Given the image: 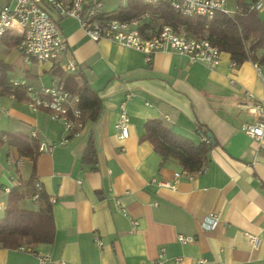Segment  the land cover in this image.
<instances>
[{"label":"crops","instance_id":"crops-1","mask_svg":"<svg viewBox=\"0 0 264 264\" xmlns=\"http://www.w3.org/2000/svg\"><path fill=\"white\" fill-rule=\"evenodd\" d=\"M93 1L103 13L120 3L86 0ZM259 14L264 17V11ZM52 15L75 64L77 85L86 81L100 104L72 133L47 110L30 106L22 88L16 87L26 97L18 99L0 85V217L11 188L24 193L20 208L38 209V198L29 194L35 188L48 196L54 225L49 243L0 246V264H39L44 254L45 264H264V145L242 129L258 116L248 105L264 97L253 61L231 66L230 54L222 51L211 68L174 50L146 59L133 47L90 39L73 18ZM13 38L7 33L0 44L5 84L14 88L16 79L48 85L62 78L59 61L25 62ZM126 93L129 134L119 139L115 122ZM149 119L162 120L194 143L202 141L198 125L211 132L204 169L190 172L175 158L163 159L142 138ZM32 130L36 138L29 135ZM8 133L29 136L33 154H20L7 142ZM40 142L53 147L38 151ZM89 143L94 161L83 159ZM209 212L219 217L213 229L201 226ZM247 232L261 237L259 248H252ZM178 234L192 240L181 242Z\"/></svg>","mask_w":264,"mask_h":264},{"label":"built area","instance_id":"built-area-1","mask_svg":"<svg viewBox=\"0 0 264 264\" xmlns=\"http://www.w3.org/2000/svg\"><path fill=\"white\" fill-rule=\"evenodd\" d=\"M154 2L156 0H143ZM249 9L257 12L264 11V0H245ZM168 4L179 14L186 16H204L210 19L215 12H222L228 16L241 9L242 4L234 0L232 9L227 8V0H167ZM125 0H120L123 5ZM70 17L75 19L83 32L92 40L106 38L116 41L122 45L133 47L145 53L146 59L156 51L174 50L185 55L189 62H201L214 68L220 61L221 50L212 44L205 36L192 35L185 30H175L168 24H163L155 32L147 34L138 28L139 20H122L110 17L103 13L99 2L87 3L86 0H15L13 4L0 5V44L7 33L17 37V47L25 62L37 61H59L60 68L64 72L76 71L75 64L67 52V44L61 33L57 18ZM260 74L262 91H264V74L260 73V65L253 62ZM231 66L236 62L231 59ZM232 81V80H231ZM13 87L22 88L30 106L35 109H45L53 120L61 121L67 132H76L83 123L81 110L78 106L79 96L77 93L67 89L62 78L53 79L48 85H29L24 80H12ZM248 97L253 95L247 92ZM130 97L125 94L118 105V116L115 122L116 135L124 139L129 134V116L126 110V100ZM249 109L256 113L257 118L252 123H245L243 131L252 137L259 146L264 145V97L255 100ZM32 138H36L35 130L30 131ZM202 140H207L202 136ZM62 139L60 142H64ZM53 144L40 142L38 151H50ZM201 166L196 172L203 170ZM179 172H175L172 185L176 182ZM191 176V175H190ZM169 185L168 182H161ZM35 186H39L35 182ZM38 192L32 196L33 200L38 198ZM49 200V199H48ZM51 200V199H50ZM52 201V200H51ZM218 214L209 212L201 220V226L205 229H213L218 223ZM253 249L259 248L261 237L255 233H246ZM181 242L191 241V235L178 234ZM97 245L101 240L95 237ZM24 249V246H19ZM178 258H176L177 261ZM49 260L47 254L39 256V264H45ZM203 263V260H199Z\"/></svg>","mask_w":264,"mask_h":264},{"label":"trees","instance_id":"trees-1","mask_svg":"<svg viewBox=\"0 0 264 264\" xmlns=\"http://www.w3.org/2000/svg\"><path fill=\"white\" fill-rule=\"evenodd\" d=\"M235 1L242 4V7L232 17L222 12H215L210 19L200 15H182L174 11L167 0L154 2L126 0L123 5H119L115 10L106 14L128 21L143 18L144 21L139 24L138 28L146 34L157 31L163 24H168L175 30L182 28L192 35L205 36L221 51L228 52L236 63L249 59L264 65V17L260 16L259 12L249 9L246 5L248 2L245 0ZM12 41L17 43L16 38ZM6 68L3 65L0 72V85H3L4 91L16 98H25L23 90L16 87L11 88L5 84ZM60 74L66 88L79 96L80 119L84 121L86 113L89 117H94L100 102L88 83L83 81L77 85L74 74L64 72ZM197 131L207 140L194 143L189 138L174 132L162 120L149 119L144 124L142 138L149 140L163 159L175 158L184 169L194 172L205 161L212 146V142L206 136L207 130L198 125ZM6 137L7 142L15 146L20 154H33L29 136L21 133H8ZM93 153V147L89 143L83 159L94 161ZM36 191L39 194V207L32 210L20 208L19 201L24 197V193L17 188L10 189L4 213L0 217V246L14 248L21 245L49 243L53 240L54 225L51 203L42 190L33 188L29 192L30 196Z\"/></svg>","mask_w":264,"mask_h":264},{"label":"rangeland","instance_id":"rangeland-1","mask_svg":"<svg viewBox=\"0 0 264 264\" xmlns=\"http://www.w3.org/2000/svg\"><path fill=\"white\" fill-rule=\"evenodd\" d=\"M113 2L118 3V0H113ZM226 6H227V8L232 9L234 6V0H227ZM138 20H139V24H141V22L144 21L143 18H139ZM180 30H184V29L180 28Z\"/></svg>","mask_w":264,"mask_h":264},{"label":"water","instance_id":"water-1","mask_svg":"<svg viewBox=\"0 0 264 264\" xmlns=\"http://www.w3.org/2000/svg\"><path fill=\"white\" fill-rule=\"evenodd\" d=\"M207 137L209 138V140L211 141V142H213V137H212V134H211V132H207Z\"/></svg>","mask_w":264,"mask_h":264}]
</instances>
